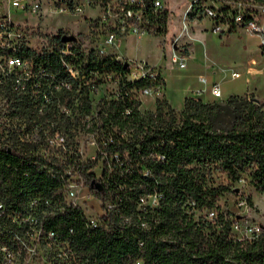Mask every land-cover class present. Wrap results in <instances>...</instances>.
I'll return each mask as SVG.
<instances>
[{"label":"trees","instance_id":"trees-1","mask_svg":"<svg viewBox=\"0 0 264 264\" xmlns=\"http://www.w3.org/2000/svg\"><path fill=\"white\" fill-rule=\"evenodd\" d=\"M225 1L219 0L218 13L221 22L228 24L225 34H232L242 29L251 15L244 13L242 22L235 24L236 11ZM165 23L166 18L163 26ZM55 42L60 43L58 37ZM76 51H80L78 44ZM24 56L34 57L49 75L61 76L70 83L71 91L65 90L60 99L74 107V116L68 118L56 110L40 115L29 96L17 95L8 82L0 85V96L10 111L8 118L18 122L11 123L0 135L1 203H17L28 195L48 192L57 182L44 171L64 168L54 158L41 157L38 144L24 143L22 131L42 133L53 124L73 138V132L83 129L82 121L89 116V130L95 129L94 121L98 123L102 151L117 155L111 161L107 180L111 191L126 206L125 214H132L128 215L131 224L121 227L122 233L99 246L111 259L117 261L137 253L138 243L143 242V264H264V234L253 242H239L231 229L235 219L215 213L221 197L232 193L242 180L256 193L264 194V104L253 95H233L211 103L187 97L183 109L175 111L166 100L156 98L154 111L141 113V103L133 93L144 87L163 88L160 73L151 83L128 82L126 63L113 54L99 55L92 49L87 54L77 53L76 59H67L79 72V78L72 80L54 48ZM105 74L114 81L118 77L117 91L94 103L92 93L105 84ZM104 136H111L113 142L103 146ZM99 161L100 155L84 164L76 161L86 183L93 184L95 175L86 172L93 171ZM147 195L157 196L158 205L142 215L149 227L142 230L135 227L134 213L138 199ZM211 212L215 218L208 220ZM200 213L204 216L199 217Z\"/></svg>","mask_w":264,"mask_h":264},{"label":"built area","instance_id":"built-area-1","mask_svg":"<svg viewBox=\"0 0 264 264\" xmlns=\"http://www.w3.org/2000/svg\"><path fill=\"white\" fill-rule=\"evenodd\" d=\"M166 0H0V85L8 82L11 90L17 95H27L34 109L40 115L49 110H56L61 115L73 118V106L64 105L60 99L63 92L71 91L70 83L61 76L49 75L42 64L35 62L34 57L24 54L40 52L31 46L26 20L16 22L14 13L21 12L25 16L47 18L49 15H69L78 22H86L85 35L88 37L89 48L76 38L74 42H61V37L70 36L64 29L58 30L60 43L54 44L66 76L72 80L79 78L78 69L69 64L67 59H76L77 53L87 54L96 50L99 55L113 54L117 60L126 63V81L143 80L151 83L159 76V69L144 61H127L120 58L115 49L122 39L127 37L142 38L146 36H166L169 11ZM224 4L236 13L233 22L239 24L243 14L250 13L251 20L242 28L250 37L259 40L264 48V3L239 0L225 1ZM218 2L215 0H194L186 5L179 21V27L169 42V63L179 70L187 68L190 58L189 45L191 36L190 21L210 19L213 21L212 32L223 35L228 24L221 22L218 13ZM189 14H193L190 17ZM166 23L163 26V20ZM64 27V26H63ZM74 36V35H73ZM80 51H76V45ZM231 79H238L239 73L228 71ZM60 78V79H59ZM107 85H113L117 91L118 77L114 81L109 74L102 76ZM198 81L205 85L207 80L199 76ZM101 88V87H100ZM99 88V89H100ZM97 89L92 93L96 96ZM163 88L144 87L134 91V99L142 102L144 96L158 95ZM115 91V92H116ZM205 90L197 91L198 98ZM214 99L221 98L218 83L210 88ZM76 107V105H75ZM126 115L129 111L125 112ZM89 130L92 123L90 117L82 121L83 129L74 131L70 138L67 132L59 128L20 133L24 143L39 145V155L45 159H56L63 164V171H44L57 183L50 185L46 193L28 195L20 202L10 204L0 202V264H143L140 257L143 242L138 243V252L115 261L108 251L100 248V244L117 233L121 227L131 224L132 214H125L126 206L111 191L108 183L112 171L111 156L99 146V127ZM114 132L116 130L114 129ZM103 146L113 142L111 136H104ZM100 155V161L93 171V183L101 186L97 190L92 184L86 183L83 171L76 161L84 164L94 161ZM106 178L104 179V176ZM148 176V172H144ZM116 197V199H114ZM158 205L157 196L147 195L138 199L135 216V227L148 230L143 221V214ZM215 213L208 214L207 219L213 220ZM117 219V222H115ZM114 223H116V226ZM120 231L117 232V230ZM232 233L239 242L258 240L264 229L242 219L232 223ZM91 246L88 247L87 243Z\"/></svg>","mask_w":264,"mask_h":264},{"label":"rangeland","instance_id":"rangeland-1","mask_svg":"<svg viewBox=\"0 0 264 264\" xmlns=\"http://www.w3.org/2000/svg\"><path fill=\"white\" fill-rule=\"evenodd\" d=\"M194 0H166L165 5L169 11L168 28L166 36H146L142 38L127 37L118 42L115 53L122 59L127 61H144L151 66L158 68L165 65V60H168L169 42L171 37L176 33L179 27V21L185 10L187 4ZM14 20L16 22L26 20L28 33L31 38V46L34 50L50 49L55 44V38L58 35L59 29H64L69 35H74L80 43L89 48L91 44L88 42V37L85 35L86 22L80 20L79 22L66 14L63 15H49L47 18H36L33 16H25L21 12L14 13ZM194 23V22H193ZM196 35H194V42L192 47V56L198 59L199 62L209 59V67L216 74L215 82L221 78L228 71L239 73L240 80H236L233 85L242 83L246 79L248 88L243 95H253L262 104H264V48L250 49L244 47L243 29H239L232 34H215L212 32L213 21L206 18L197 20ZM64 26V27H63ZM204 29V30H201ZM195 32V31H194ZM166 58H164L165 56ZM249 61V62H248ZM248 62V63H247ZM191 66V64H189ZM168 67L169 66H164ZM177 69L176 66H172ZM165 68V69H166ZM164 70V68H163ZM165 71V70H164ZM180 71V72H179ZM208 71V70H207ZM167 72V71H165ZM184 70H174L169 74H184ZM210 72H206L208 77ZM212 78H209L211 82ZM194 79H183L180 84L181 87H188ZM230 85V84H228ZM227 84H219L220 90L228 89ZM113 85L101 87L93 102L103 96H110L115 93ZM156 93L151 96H144L140 105L141 113H152L155 108L154 99L157 97ZM218 100L216 102H223ZM9 109L5 100L0 96V135L5 134V130L10 127L11 123H18L16 120L11 122L9 117ZM38 130L33 131L36 134ZM216 214L228 217L230 219H242L253 224L259 225L264 229V194H259L248 184L247 181H240L235 184V189L232 193L225 194L221 197ZM199 217L204 216L200 213Z\"/></svg>","mask_w":264,"mask_h":264},{"label":"crops","instance_id":"crops-1","mask_svg":"<svg viewBox=\"0 0 264 264\" xmlns=\"http://www.w3.org/2000/svg\"><path fill=\"white\" fill-rule=\"evenodd\" d=\"M196 21L197 20L190 21L191 36L193 40L189 45V50H190L191 55L187 62V68L184 70V72H182L184 74H169V73H172L174 70L178 72L179 69H174L172 67L173 65H171L169 61L167 60H165L164 66H169V69L168 67L166 68L163 66L164 70L167 72H165L163 68L161 67L158 68L157 66H153L159 69L160 74L164 80L163 89L160 91V93L158 94L156 98L166 100L168 104L171 106V108L174 109L175 111H181L183 109L185 98L187 97L195 98L196 97L195 93L197 91L205 90V93L198 98L203 103H211V102L218 101V100H223V99L225 100L228 97L233 96V95H243L247 92V88H248L246 79H244L242 83L233 85V83L236 82V80H240L239 79L240 77L238 79H231L228 72H226V74L221 78L220 81L214 83L216 74L211 70L212 67L211 68L209 67L208 57H206L205 60H203L202 62H199L198 59L192 56V47H193V42L195 39L194 35H196L195 33L197 30L196 25H195L197 24L195 23ZM201 30H204V29H201ZM242 34H244V39H245L244 47L250 48L252 50L260 47L259 40L256 37H250L246 33H242ZM169 53H170V49H169ZM166 57L167 56H165L164 58ZM189 64H191V66ZM206 72L207 73L210 72L209 77L208 75H206ZM199 76H204L206 78L207 83L205 85H202L198 81ZM209 78H212L211 82L209 81ZM183 79H194L195 82H192V84L184 88V87H181L180 85ZM216 83L227 84V85L230 84L228 85L229 87L225 91L224 96H223V91L221 90L220 99H214L210 94L211 86ZM156 98L154 99V102Z\"/></svg>","mask_w":264,"mask_h":264},{"label":"water","instance_id":"water-1","mask_svg":"<svg viewBox=\"0 0 264 264\" xmlns=\"http://www.w3.org/2000/svg\"><path fill=\"white\" fill-rule=\"evenodd\" d=\"M75 40H76V38L73 35H70V36L64 35L61 37V42H63V43L74 42ZM256 102H257V100H256ZM92 186H94L99 191L101 190V186L97 183H93Z\"/></svg>","mask_w":264,"mask_h":264}]
</instances>
